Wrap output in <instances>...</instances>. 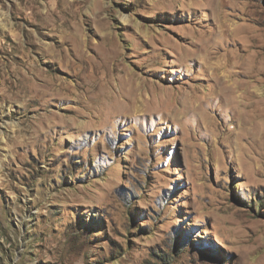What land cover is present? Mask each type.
<instances>
[{"label":"rangeland","instance_id":"obj_1","mask_svg":"<svg viewBox=\"0 0 264 264\" xmlns=\"http://www.w3.org/2000/svg\"><path fill=\"white\" fill-rule=\"evenodd\" d=\"M0 264H264V0H0Z\"/></svg>","mask_w":264,"mask_h":264},{"label":"bare ground","instance_id":"obj_2","mask_svg":"<svg viewBox=\"0 0 264 264\" xmlns=\"http://www.w3.org/2000/svg\"><path fill=\"white\" fill-rule=\"evenodd\" d=\"M59 84H60V83H59ZM51 85H52V84H51ZM54 86H55V84H54ZM56 86H58V85L56 84ZM49 89H50V88H49ZM54 90H55V89H54ZM54 90H53V91H54ZM247 90H248V89H247ZM250 90H251V89H250ZM244 93H245V92H244ZM44 95H45V94H44ZM46 95H47V94H46ZM242 95H243V94H242ZM246 96H248V94H247ZM42 97H43V96H42ZM238 98H239V97H238ZM238 98H236V101H235L236 103L238 102V100H237ZM42 99H43V98H42ZM40 101H41V100H40ZM262 110H263V109H262ZM253 120H254V119H253Z\"/></svg>","mask_w":264,"mask_h":264}]
</instances>
